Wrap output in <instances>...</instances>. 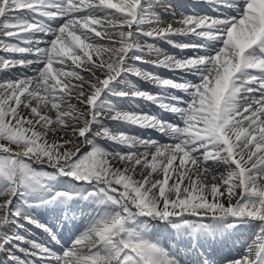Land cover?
I'll use <instances>...</instances> for the list:
<instances>
[{"label": "snow or ice", "instance_id": "1", "mask_svg": "<svg viewBox=\"0 0 264 264\" xmlns=\"http://www.w3.org/2000/svg\"><path fill=\"white\" fill-rule=\"evenodd\" d=\"M0 74V264H264V0H0Z\"/></svg>", "mask_w": 264, "mask_h": 264}, {"label": "bare ground", "instance_id": "2", "mask_svg": "<svg viewBox=\"0 0 264 264\" xmlns=\"http://www.w3.org/2000/svg\"><path fill=\"white\" fill-rule=\"evenodd\" d=\"M209 11H210V10H209ZM158 44H159V43H158ZM169 53L172 54V52H171L170 49H169ZM180 55H183V54L177 53V56H180ZM154 57H155V56L149 57V59H153ZM139 67H140V66H139ZM141 68H147V69L150 70V72L157 73V74H159L162 78H171V79H173V80H179V79L181 78V75H180L179 73L167 72V71H164V70L161 71L159 68L152 66V64H151L150 66H146V65H143V64H142V65H141ZM186 77H187V76H186ZM186 77H184V78L187 79ZM0 79H6V78H5V75L0 74ZM129 79H130V78H129ZM133 82L137 83L138 86H139L141 89L148 90V89L151 88L150 85H147L146 83L144 84L142 81H139V80H135V79H134ZM135 103H136V105H138V107L135 108V110L138 111V112L148 111V109L155 110V108L152 107L150 104H147V103L144 104V102H135ZM122 107H126V108L129 107L127 101H126V103L123 102V106H122ZM107 124H108V126H111V124H110L109 121H107ZM124 130L127 131V132H128L129 134H131V135H136V136H137L138 133H139V129L136 128V127H134V126H125V127H124ZM152 137H156L157 139H160V138H161L160 135H157V136L152 135ZM219 170L222 171L223 169L221 168V169H219ZM49 213H51V210H48V211H41L40 213H38V215H39V214L44 215V214H49ZM244 234H252V233L247 232V233H244ZM43 236H44V234H43V235H42V234H41V235H40V234H37L36 237H38V238H42ZM241 238H242V237H241ZM241 238H240V239H241Z\"/></svg>", "mask_w": 264, "mask_h": 264}, {"label": "rangeland", "instance_id": "3", "mask_svg": "<svg viewBox=\"0 0 264 264\" xmlns=\"http://www.w3.org/2000/svg\"><path fill=\"white\" fill-rule=\"evenodd\" d=\"M137 63V62H136ZM144 70H149V69H147V68H144ZM139 81H142V80H139ZM143 82V81H142ZM146 82V81H145ZM154 91H156V90H152L151 92H154Z\"/></svg>", "mask_w": 264, "mask_h": 264}]
</instances>
